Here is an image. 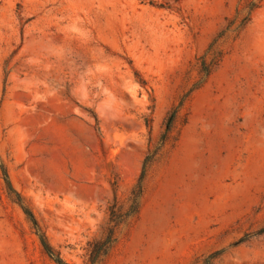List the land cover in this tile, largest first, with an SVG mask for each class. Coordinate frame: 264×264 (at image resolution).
Here are the masks:
<instances>
[{"label":"rangeland","instance_id":"rangeland-1","mask_svg":"<svg viewBox=\"0 0 264 264\" xmlns=\"http://www.w3.org/2000/svg\"><path fill=\"white\" fill-rule=\"evenodd\" d=\"M38 234L65 264H264V0H0V264H56Z\"/></svg>","mask_w":264,"mask_h":264},{"label":"trees","instance_id":"trees-1","mask_svg":"<svg viewBox=\"0 0 264 264\" xmlns=\"http://www.w3.org/2000/svg\"><path fill=\"white\" fill-rule=\"evenodd\" d=\"M6 184H7L8 189L12 191L11 186H10L7 178H6ZM141 192H142V180H141V176H140V178L138 180V183L136 184V187H135V189L133 191V199H132V204L130 206L131 209L128 212V214L127 215H123L120 212L116 211L115 210V205H113V207H112V213H111V217H110V224H111V226L108 229L109 230V236H110V238L111 237H114V232H115L116 228H118V226H120L124 222V220L126 219V217H128L130 214L136 213V210H137V202H138V199H139V197L141 195ZM24 213L30 219V221L33 223V225L37 228L36 222H35L32 214L28 210H26V209H24ZM38 237H39L40 245H41L43 251L45 252V254L49 258H51L56 264H65L59 258V256H56L54 254V251L51 248V246L48 244L45 236L43 234H38ZM96 255H99V252L98 251L96 252Z\"/></svg>","mask_w":264,"mask_h":264}]
</instances>
